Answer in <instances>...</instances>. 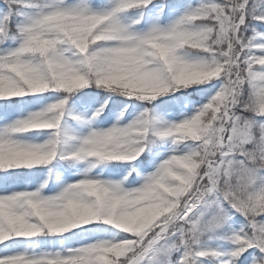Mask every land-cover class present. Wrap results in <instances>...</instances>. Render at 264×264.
<instances>
[{
  "label": "snow or ice",
  "instance_id": "snow-or-ice-1",
  "mask_svg": "<svg viewBox=\"0 0 264 264\" xmlns=\"http://www.w3.org/2000/svg\"><path fill=\"white\" fill-rule=\"evenodd\" d=\"M0 264H264V0H0Z\"/></svg>",
  "mask_w": 264,
  "mask_h": 264
}]
</instances>
